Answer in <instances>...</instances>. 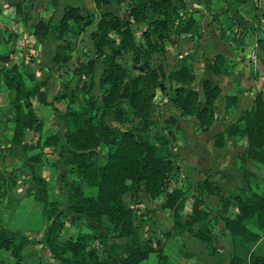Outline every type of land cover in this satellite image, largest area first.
Returning <instances> with one entry per match:
<instances>
[{
  "label": "trees",
  "instance_id": "1",
  "mask_svg": "<svg viewBox=\"0 0 264 264\" xmlns=\"http://www.w3.org/2000/svg\"><path fill=\"white\" fill-rule=\"evenodd\" d=\"M94 1L99 9L97 15L83 7L67 5L58 22L42 21L34 34L39 42H44L49 35L58 42L50 55L49 77L64 67L65 73L70 74L69 83L75 77L92 80L95 64L101 60L99 95L91 89L85 91V84L70 86L62 82L61 89L49 100L45 90L49 77L30 85L25 80L26 73L17 65L0 70L10 98L7 121L13 124L7 141L10 147H20L26 155L33 199L40 204L46 221L44 248L57 264H138L147 259L157 249L149 239L139 236L136 215L126 202L131 196L137 203L141 192L151 200L162 197L157 208L173 213L174 227H184L185 232L200 239L207 249L213 231L201 203L205 196L216 195L222 205L218 214L224 228L243 244H256L264 235V193L253 189L251 181L255 173L247 166L264 165V90L257 93L253 104L234 122L224 125L212 137L216 148L224 146L226 141L246 139L239 190L230 199L221 195L210 176L203 178L198 182L199 200L182 220L184 191L178 187L170 189L174 173L171 142L163 134L159 135L157 147L149 137L153 99L156 90L162 89L160 83L167 80L168 87L161 94L180 116L195 117L198 130L206 132L215 121L220 87L207 78L202 79L201 99L195 85L196 75L186 58L177 60L170 69L153 62L154 53L165 51L172 26L185 6L184 0H129L127 19L100 7L110 2L119 4L122 0ZM138 23L146 25L136 39L132 25ZM91 26H94L89 34L93 57L79 59L69 66L73 42L67 39L68 34L79 35ZM189 31L199 34L197 22L191 16L179 20L175 30L179 34ZM260 47L264 51V37ZM130 52L132 67L138 73L127 77L119 59ZM208 66L212 73L226 75L235 63L217 54L208 60ZM27 76L34 79L32 74ZM81 94L85 97L83 105L74 106ZM35 101L52 107L62 123V134L42 133L43 123L35 111ZM236 101L237 95L227 96L226 107ZM56 102L64 103V109H58ZM109 116L127 126L110 124ZM29 132L36 137L34 143L26 141ZM101 144L107 147L103 159L98 154ZM44 147L55 151L56 161L47 158ZM56 163L63 168L57 182L64 193L65 205L60 202L63 194L52 192L53 184L39 174L44 165ZM3 185L0 180V197L5 194ZM232 200L237 206L234 215L227 213ZM67 220L83 221L91 231L64 238L61 231ZM30 242L26 234L0 226V264H22L23 250ZM165 258L161 254L155 264H165ZM239 263V259L230 260V264ZM248 263L264 264V255L251 250ZM39 264L53 263L41 261Z\"/></svg>",
  "mask_w": 264,
  "mask_h": 264
},
{
  "label": "crops",
  "instance_id": "2",
  "mask_svg": "<svg viewBox=\"0 0 264 264\" xmlns=\"http://www.w3.org/2000/svg\"><path fill=\"white\" fill-rule=\"evenodd\" d=\"M128 1L122 0L119 4L112 2L100 4V7L114 12V9ZM184 4V8L179 11V19L174 22L170 32H175L179 20H185L191 16L197 22L199 34L197 36L191 31L182 32L176 36L174 46L169 45L168 47L176 49L179 53L176 60L184 57L192 65L201 99H203L202 79L207 78L220 87L215 121L219 115L222 124H230L238 118L242 111L253 104L255 96L261 91L260 88L264 89V51L260 47V40L264 37V0H184ZM67 5L83 7L96 15L99 10L94 0H0V70L17 65L26 73L25 80L30 85L47 79L50 74V55L58 42L50 35L44 42H39L34 31L42 21L58 22ZM127 7L129 8L128 4ZM137 25L142 27L146 24L138 23ZM83 33L79 35L69 33L67 39L70 40V35L80 39ZM171 36L174 39L173 35ZM217 54L235 63L229 74H215L209 69L208 60ZM71 62L74 60L72 59ZM200 69L202 71L197 73ZM27 74H32L34 79L30 80ZM56 76V72L51 73L49 81L55 79ZM45 90L47 91V87ZM229 95H237V101L226 107V97ZM9 102L8 90L0 72V180L4 183L5 191V194L0 197V226L26 234L32 240L23 250L25 258L22 264H24L29 254L27 250L32 249L34 240L45 238V218L41 215V206L33 199L31 174L25 165L26 155L20 147H10L7 141L13 128V124L7 121ZM55 105L62 110L57 103ZM34 108L43 123V134L60 131L63 127L61 122L52 125L54 111L50 105L37 102ZM176 118L177 123L181 125L183 123L193 125L202 137L209 132L199 131L198 121L193 116L178 115ZM242 140L246 145V139L242 138ZM26 141L34 143L36 137L29 132ZM237 142L238 140L234 143ZM211 144L213 145L212 138ZM43 152L48 159L56 161V153L51 147H44ZM212 156L210 155V158ZM213 159L216 164L222 160L216 159V156ZM55 166L58 167L59 163ZM45 170L47 174H44ZM39 174L52 184L53 179H57L52 165H44ZM56 188L52 185V192L53 190L56 193L62 192L61 188L58 190ZM35 210L40 217L37 222L32 221ZM69 224L70 221L67 220L62 228L61 235L64 238L71 236L64 234V229ZM156 244L158 245V242ZM157 245L156 249H158Z\"/></svg>",
  "mask_w": 264,
  "mask_h": 264
},
{
  "label": "rangeland",
  "instance_id": "3",
  "mask_svg": "<svg viewBox=\"0 0 264 264\" xmlns=\"http://www.w3.org/2000/svg\"><path fill=\"white\" fill-rule=\"evenodd\" d=\"M129 2L130 1H128V3ZM128 3L124 2L121 7L114 9V12L121 18H129ZM144 27L145 26L139 27L137 24L132 25L136 39L140 38V33ZM92 29H94V26L89 27L81 35L80 39L79 37L70 35V40L73 42L71 54H73L74 62H77L79 59L82 60L93 57L92 41L89 36V32ZM171 35H173L174 39H172ZM178 35L179 33L177 34L174 31L171 32L170 39L165 46V51L154 53L152 55L153 62H160L164 67L170 69L169 67L173 62L178 60H176V58L179 53H177L176 49L169 48L168 46H174V43L177 40L176 36ZM113 36L118 39L115 33H113ZM197 41L198 40H196V42ZM132 59L131 52L119 59L127 72V77L138 73V70L132 67ZM74 62H69L68 65L72 66ZM102 68L103 64L100 60L95 64V73L92 80L89 77H82L81 79L75 77L71 79L70 83L68 82L70 74L65 73L64 67L59 68L57 71H54L57 73L55 79H50L47 85L48 99L51 100L54 94L61 89L62 82L69 83L70 86L85 84V91L86 88L91 89L93 94L99 95L101 93L99 88V77ZM201 71L202 70L200 69L197 73H200ZM162 84V89H167L168 81L165 80ZM195 85L198 88L197 81ZM260 89L261 91L264 90L262 88ZM161 90H156V95L153 99L151 115L153 125L149 131V137L155 145H157L156 137L162 134L171 142L170 153L173 161L174 173L170 189L178 187L184 191V206L180 210V216L183 220L185 215L189 214L192 210L193 204L199 200V197H197L199 193L198 182L207 176H210L215 182V186L221 191V195L230 199L234 197L240 188V165L245 158V143L243 140L241 141V139L234 144L225 142L224 146L220 147V149H216L211 144V138L224 126V124H222L223 122H221V117L217 115V121L213 122L214 124L208 129L209 132L206 133L205 137H202L201 133L196 131V128L193 125L189 123H183V125L177 123L178 119L176 116L179 115L178 111L172 107L167 98L161 94ZM83 99L85 101L84 95L81 94L80 99L73 103V105H83ZM34 105H37L36 101ZM57 105L60 106L62 110L65 107V104L62 102L57 103ZM171 117L174 118L173 122L171 121ZM108 121L110 124L117 125L121 128L127 126L126 124L116 123L111 116L108 117ZM54 122H52V125L56 123L60 124L59 122H61L59 116L55 115V113ZM183 126H185V128H183ZM59 132L62 134L63 127L60 128ZM106 151L107 147L104 144H101L98 147V154L101 159H103ZM210 155H213L212 158H210ZM214 156H216V159L222 160L216 164L213 159ZM247 167L255 173V176L251 181L253 189L257 192L264 193V165L251 164ZM52 168L53 173H55L56 176L54 177L57 178L53 179V186L57 187L56 189L58 190L59 184L57 180L63 168L60 164L58 167L52 166ZM44 174H47L46 170ZM62 194L63 197L60 202L65 205V196L64 193ZM126 202L128 206L133 208L134 214L136 215L135 222L139 227V236L143 239H149L154 245L158 242V245H156L159 253H150L147 259L141 260L138 264H155L158 262V258L163 252L167 255L164 254L166 257L165 264H230V260L235 259H239V264H249L248 254L251 250L264 255V235L256 244L246 245L243 244L239 238L231 236L224 228L223 221L220 220L218 214V210L222 205L216 195L205 196L201 203V207L207 214L206 218H209L211 221L210 226L213 231V236L211 237L208 249L200 239L185 232L184 227H174L173 213L157 208V206L162 203V197L151 200L145 192H141L137 203L131 196L126 198ZM37 204L40 205L39 203ZM227 213L230 215L237 213V206L233 200L231 205L227 208ZM148 215H150V218H148ZM39 218V213L35 210L33 212L32 221L37 222L39 221ZM44 225L45 234V219ZM249 226L254 228L252 223H249ZM90 231L91 229L83 221H75L74 223L70 222L69 226L64 229V234L65 236H68V234L76 236L80 232ZM42 240L43 239L34 240V246L32 249H30V251L27 250V253L29 254H27L24 264H39L41 261L57 264V261L51 259L49 251L44 248Z\"/></svg>",
  "mask_w": 264,
  "mask_h": 264
},
{
  "label": "water",
  "instance_id": "4",
  "mask_svg": "<svg viewBox=\"0 0 264 264\" xmlns=\"http://www.w3.org/2000/svg\"><path fill=\"white\" fill-rule=\"evenodd\" d=\"M160 87L163 88V84L162 83H160Z\"/></svg>",
  "mask_w": 264,
  "mask_h": 264
}]
</instances>
